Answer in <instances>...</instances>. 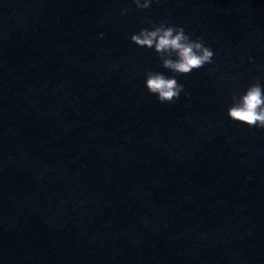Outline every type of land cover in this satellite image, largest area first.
Instances as JSON below:
<instances>
[{
    "label": "water",
    "instance_id": "95a60500",
    "mask_svg": "<svg viewBox=\"0 0 264 264\" xmlns=\"http://www.w3.org/2000/svg\"><path fill=\"white\" fill-rule=\"evenodd\" d=\"M161 22L213 62L130 40ZM254 80L264 0H0V264H260L264 129L227 115Z\"/></svg>",
    "mask_w": 264,
    "mask_h": 264
},
{
    "label": "clouds",
    "instance_id": "9594fccd",
    "mask_svg": "<svg viewBox=\"0 0 264 264\" xmlns=\"http://www.w3.org/2000/svg\"><path fill=\"white\" fill-rule=\"evenodd\" d=\"M137 9H147L152 0H133ZM129 10L122 9V15ZM137 46L154 49L161 66L173 73L187 75L193 70L211 64L214 52L200 40H193L184 28L161 22L151 29L141 28L130 36ZM145 87L160 103H172L179 99L184 85L172 76L149 71L145 75ZM187 106V105H186ZM227 115L231 120L247 125L249 128L264 129V86L252 81L247 89L233 97Z\"/></svg>",
    "mask_w": 264,
    "mask_h": 264
}]
</instances>
